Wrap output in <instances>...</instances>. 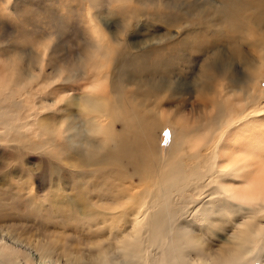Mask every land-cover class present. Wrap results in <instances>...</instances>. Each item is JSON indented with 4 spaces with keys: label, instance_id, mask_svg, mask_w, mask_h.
Wrapping results in <instances>:
<instances>
[{
    "label": "rangeland",
    "instance_id": "1",
    "mask_svg": "<svg viewBox=\"0 0 264 264\" xmlns=\"http://www.w3.org/2000/svg\"><path fill=\"white\" fill-rule=\"evenodd\" d=\"M107 2L109 3V0H86V2L85 0H0V245H7L9 248L17 247L35 260L39 258L38 252L31 241L48 243L47 247H53L60 241H63L64 247L68 246L67 244L70 245V242L71 244L77 242L78 246L80 242L85 244L89 241L86 232L90 230L91 232L92 230L107 232L108 226H114L117 223L118 226L125 229V223L128 222L126 219L135 214L134 208L127 207L124 216L117 215L115 219L111 218L102 230L101 220H91L92 223L89 219H85L84 222L72 220L71 216L75 215L73 207L67 206L63 212H59L54 207L57 197L67 198L72 195L77 198L81 189L79 185L87 182L89 186L81 190L87 191L92 186L98 188L101 184L99 188L103 187L102 185H107L102 190L111 186L109 190L117 192L119 182L125 183L121 179H125L126 173H129L131 184L139 185L135 188L144 190L151 186V183L142 182L140 184V172L136 171L138 161L136 153L122 150L121 159L119 158V162L114 163V167L118 169L109 177L108 173L99 170L98 165L81 164L76 152L84 154L85 148L73 145L68 141L64 121H62L63 126L59 127V117L63 116L64 120H67V117L72 113L78 112L71 102L74 95L104 94L100 84L101 80L105 79L106 72L109 68L116 70V67L119 68V65L124 62L128 71L126 60L131 56L135 58V61L130 64V67L133 64H141L144 60L147 64L159 65L158 61L163 59L162 62L167 64L163 73L164 77L173 78L175 82L182 84L181 86L175 82L169 84L168 91L161 95L155 91L150 92L149 94L153 96L150 99H147L148 96H137L141 102L146 101L149 106L159 103L158 105H161L162 108L159 110H162L166 115L176 112L179 118H188L189 122L186 121L187 123H183L181 126L186 129L193 141L191 144L190 142L186 144L185 150H189L186 153H192L195 157H197L196 155H206L209 160H214L219 151L218 136L225 134L229 129V126L220 123L229 121L232 117L238 120L243 114L247 116L249 124H251L250 130H252V122L257 123L256 133L259 138L261 137V141L257 143L259 145L264 143L262 141L264 135V130H262L264 128V30H261V28L264 29V0H110L113 6ZM230 2L234 7L242 6L241 13H232L230 9L223 8ZM183 8H187L188 12L182 10ZM243 16L257 23L260 26V33L247 23H244L241 30ZM212 20L219 23L222 28L219 43L224 45L227 50H231L229 46L236 47V50H239L238 54L245 51L251 52L250 54L254 58L253 63L245 62L246 67L242 60L232 57L234 61L230 67L225 66L223 58H217L218 62L215 59L214 66H211L210 62L213 61L212 58L215 55L207 51L203 52L202 48L205 45L212 46L213 40L207 32L197 30L203 25V27H210L209 30L214 31L218 27L213 24ZM236 23L239 25L236 26ZM231 28L239 29L236 30L237 32H233ZM153 32H160L159 35L166 33L172 37L159 41L151 37ZM110 36L114 41L109 42ZM181 38H187L188 41L178 40ZM248 45L251 48H248ZM108 49L111 53L107 51ZM249 64H255L256 69ZM56 75L58 76L56 77ZM55 78H57L56 81ZM245 80L248 82V88H246ZM232 81L235 82L234 85ZM152 83L159 86L157 81ZM252 84L254 87L251 86ZM198 85L204 87L202 90L204 93L197 90L200 89ZM230 85L233 87H229ZM129 86L133 87L134 85ZM235 88H241L240 90L246 88V92H232L235 91ZM247 89H250L253 94L249 95ZM230 90L232 91L230 92ZM180 92L184 96H181ZM232 97L234 98L232 99ZM183 98L186 101L184 109L181 108ZM216 98L220 103L217 101L218 104H214V107L212 100L215 101ZM172 99H174L173 103H171ZM224 103L226 107L228 104L230 106L222 109ZM222 104L223 106H221ZM177 109L180 111H176ZM213 114L219 120L218 123L215 121L217 125L213 122L216 127H211L213 124L210 122V118ZM85 116L89 119L93 117V114L87 116L85 113ZM96 117L102 124L106 123L109 118L102 114H97ZM127 117L123 111L116 112L112 116L119 131V138L123 136L125 142L128 140L131 144H139L137 133L135 134V131L130 128V118ZM171 119L169 117L165 121L166 123L164 122L162 127L153 134L151 149L156 153L157 159L165 157L168 142L172 140V136L178 130L177 125L171 122ZM260 120L263 124H260ZM2 122L5 123L4 126L1 125ZM43 123L48 125L51 133L42 127ZM238 125L239 129L240 122ZM9 126L11 127L9 128ZM207 128H214L212 129L214 132L219 130L214 133L210 129V133H207L209 132ZM216 128L218 129L215 130ZM200 130H202V134H199L203 135V138L196 140L198 136L201 137L198 135ZM250 130L247 133L250 134ZM205 131L207 132L205 133ZM192 133H194V138L197 136L195 139L191 138ZM204 136H207L208 141L213 139L212 142H205ZM95 140L105 145L106 139H103L102 135ZM119 143L115 139L106 144L111 151H117ZM193 143L196 145L193 146ZM197 143H201L200 146ZM189 144L194 148H189ZM202 146H206V148ZM214 146H216L215 149ZM158 147L160 152L156 150ZM86 175L87 178H85ZM100 176L105 177V179L101 177L105 181H101ZM73 181L78 187L72 183ZM116 187L118 188L116 189ZM91 188L88 189V192ZM64 189H67L66 193ZM95 200L99 201L98 197ZM68 211L73 215L67 214ZM65 216L69 217L74 225H78V229L74 230V225L69 224L70 221H65ZM67 225L70 226L67 227ZM69 228H71V232ZM216 228L214 225L209 226L210 230ZM73 237L80 241L74 238L77 240L75 242ZM83 238L86 241H81ZM107 241L105 239V242ZM83 244L80 243L81 249L78 246L79 254L85 256V253H95L89 242L88 245ZM150 247L154 246L150 244L149 250ZM20 256L23 258L22 255ZM20 256L17 261L25 262V259ZM150 261L151 256H148L147 263L150 264ZM0 264L7 263L0 259ZM30 264L34 263L31 261ZM247 264H261V262L252 263L249 260Z\"/></svg>",
    "mask_w": 264,
    "mask_h": 264
},
{
    "label": "bare ground",
    "instance_id": "2",
    "mask_svg": "<svg viewBox=\"0 0 264 264\" xmlns=\"http://www.w3.org/2000/svg\"><path fill=\"white\" fill-rule=\"evenodd\" d=\"M231 3L232 2H230L228 6L223 8L230 9L232 13H241L243 7H234ZM108 4H111L110 0ZM182 10L188 12L187 8H183ZM212 22L218 27L214 31L209 30L210 27H203V25V28L201 27L202 30L201 28L197 30L201 32H207L211 35L210 37L213 40L212 46L205 45L202 48L203 52L207 51L208 53H212L215 55L214 58H212L213 61L210 62L211 66H214L213 62L217 58H223L225 60V66L230 67H232V62L234 61L232 57L242 60V63H253L254 58L250 54L251 52L249 53L248 51H245L244 53L238 54L239 50H236V47L229 46L231 50H227L224 45L220 44L219 41H221L220 38L222 28L219 26V23H215L214 20H212ZM241 22V30L243 29L244 23H247L251 27L256 28L257 31L260 30V26L252 20L248 19V17L243 16ZM237 25L239 24L236 23V26ZM231 30L233 32H237L234 28H231ZM261 30L264 29L261 28ZM159 33L160 32H153L151 34V37L158 39L159 41L170 39L172 37H169V35H167L166 33L161 35H159ZM123 34L121 33L122 36ZM110 38L111 39H109V42L114 41L112 36H110ZM182 39L183 41H188L187 38H181L178 40ZM116 43L118 44V42ZM262 44L263 43H261V45ZM248 48L251 47H249L248 45ZM226 50L229 52H227ZM107 51L111 53L109 49ZM126 57L128 58V56ZM162 60L158 61L159 65H155V63L147 64L144 60L141 62V64H133V66L130 67V64L135 61V58L131 56L126 60L127 66L129 67L128 71L126 69V66L124 65L125 62L122 64L121 60L122 65H119V68L117 66L116 70H110L109 68L108 72H106L105 79L101 80L102 83L100 84V87H102V90H104V94L99 93L100 95H92L83 92V95H74L75 97L73 101H70L73 103L72 105L77 108L78 112L75 111L74 114L72 113L71 116L67 117V120H64L65 117L63 116L59 117V127L63 126L62 121L66 123L65 127L68 141L73 145L85 148L84 154H81L79 151L76 152V155L78 156V158H80L79 162L81 164L98 165L100 167L99 170L104 173H108V176L110 177V175H112L116 171V169H118L117 167H114V163L119 160L120 156L122 155V150H128V152L136 153L138 155L136 171L140 172V184L142 182L149 184L151 183V186L144 190L137 189L135 188V186L139 185L131 184L129 180V173H124L125 179H121V181H125V183L119 182V188L116 187V189H119L117 192L109 190L111 186L109 188L107 187L108 189L102 190L107 185H102L103 187L99 188L101 184L98 186V188H95L93 186L92 188L90 187L91 190L89 192L88 189L90 188H88L87 191L81 190L89 186L87 182L79 185V187L81 188L78 192V197L80 196L79 198L73 197L72 195H69L67 198H63V196H61L60 198L57 197L54 207L59 212H63L65 210V207L67 206L73 207L75 210V213L73 214L75 215L74 217L71 216V218L72 220L78 222H84L85 219H89L90 221L101 220L100 223H103V228L101 227L102 230H104L105 224L111 218L115 219L117 215L124 216L126 214L127 207L134 208L135 214L132 217L126 219L128 222H126L127 225L125 223V229H122L121 226H118L117 223L115 225L113 224L114 226H108L109 230L107 232L97 230V232L93 230L91 232L90 230L88 231L89 234L88 232H86V235H88L89 239V241H87L90 243V245H92L95 251V253L91 252L92 254L85 253L86 255L88 254V256H86L85 254V256L79 254L78 250L80 248V243L83 244V242L79 243L78 248L76 242L78 239L76 237H73V239H77H74L76 244H71L70 242V245L67 244L68 246L66 247H64L63 241H60L58 244L53 245V247H47L48 243H43L42 241L36 243L34 241H31L38 252L39 260H35L29 254H24L23 251L19 250L17 247L9 248L7 245H0V259L2 261H5L7 264H30L31 261L34 264H149L147 263V259L148 256H151L150 264H247L249 260H251L252 263L260 261L261 264H264V135L262 136V134L260 133V136H262L263 138V144L259 145L257 142L261 141V137L259 138L256 133L257 123L252 122V130H250L249 126L251 124H249L247 116L243 114V116L238 120L235 117H232L229 121H223L220 123L229 126V129L225 132V134H221L220 137L218 136L219 142L217 144H219V151L217 148L218 155L214 160H209V157H207L206 155H196L197 157H195L192 153H186V144L189 142L191 144L193 141L190 139V136L188 132H186V129L184 127L182 128L181 126L183 125V123H187L186 121L189 122L188 118L184 117L183 120L182 118H179L176 112H167L168 114L166 115L162 112V110H159L161 108V105H158L159 103L153 106H149L146 101L141 102V100H139V96H137H148L147 99L153 98V96L149 94L150 92L155 91L157 92V94L161 95L164 92L168 91L169 84L175 82L173 78L164 77L163 73L166 69L167 64L163 63ZM216 62H218V59L216 60ZM254 65L253 68L256 69ZM57 76L58 75H56V77ZM248 78L249 77H247V79ZM56 79L57 78H55V81ZM246 80L245 84L247 87H245L248 88L249 86ZM153 81H157L159 83V86L152 83ZM248 81L251 82L249 79ZM179 83L178 86H181L182 84L180 85ZM200 84L204 86L202 83ZM129 85L134 86L131 87ZM201 85H198L200 89L197 90H201V92H203L202 90L204 87H202ZM231 86L232 85H230L229 87ZM251 86L254 87L253 84ZM177 89L180 90L179 87H177ZM240 89L235 88V91L230 90V92H246L245 89ZM57 90L59 91V89ZM247 92L249 95L253 94L250 89H247ZM180 94L181 96H184L183 93L180 92ZM217 95L220 96L219 94ZM224 95L227 96L226 94ZM233 98L234 97H232V99ZM227 100L225 101L226 103ZM173 101L174 99H172L171 103H173ZM212 101V105L214 107V104H218V102L220 103L217 98L215 99V101ZM237 101L239 102L238 97ZM185 102L186 101L183 98L181 103L182 109L185 108ZM221 106H223V104ZM228 106H230V104H228ZM227 107L224 103L222 109ZM218 110L220 109L218 108ZM121 111L126 113V115L130 118V128L135 131V134L137 133L139 144H131L130 142H128V140L125 142L123 136L122 138H119V131L116 128L112 116H114L116 112ZM176 111L180 110L177 109ZM85 113H87V116L88 114H93V117L88 119L85 116ZM97 114H102L109 117L107 122L104 124L100 123L96 117ZM168 116L172 118L171 122H174L177 125L178 130L175 132V135L172 136V140H169L168 142L165 157L157 159L156 153L152 152L151 149L152 137L153 134L162 127L163 123L168 120ZM207 120L209 121V119H206V121ZM210 120L212 124L213 122L214 124H216L215 121H217V123L219 122V120L214 117V114L210 118ZM239 122L240 127L238 129ZM198 124H200V122ZM214 124L210 126L213 127L215 126ZM260 124H263L261 120ZM1 125L4 126L5 123L2 122ZM47 126L48 125L46 123L42 124V127L45 128L48 133H51V130ZM10 127L11 126H9V128ZM218 128H216L215 130H217ZM210 129L211 128H207V131H209ZM202 130H200L201 132L198 131V135L202 134ZM248 130H250V134L247 133ZM262 130H264V128H262ZM207 131H205V133ZM207 133H210V131ZM100 135H102L103 139H106V141L103 140L105 145L103 143L100 144L99 142H96L95 139ZM192 135L191 138H194V133H192ZM204 137L205 139L207 138V136ZM201 138H203V135H201L200 138L198 136L196 140ZM115 139L120 143L117 147V151H111L106 143ZM212 140L208 141L206 139L205 142L210 143L212 142ZM190 144L188 145L189 148L192 147V145L190 147ZM194 144L195 143H193V146L196 145ZM198 144L199 143H197V145ZM198 148L199 147L197 146V149ZM203 148H206V146H204ZM213 148L215 149L216 146H214ZM156 150H159V147ZM221 160H224L225 162L221 163ZM226 168H231L233 170V176L231 179H224L222 177V172ZM101 177L102 176H100V179ZM85 178H87V175ZM93 178L90 179L92 180ZM102 178L105 179V177ZM101 181L105 180L101 179ZM72 183L75 184L74 181ZM66 190L65 193L67 192ZM92 190L95 192L94 194ZM90 192H92V194H89ZM92 195H94L96 198ZM97 197L99 201L95 200L97 199ZM69 213L72 214V212L68 211L67 214ZM46 214L48 215V213ZM65 221L69 222V217H66ZM71 221L69 224L72 223ZM73 225L74 224L72 223V226ZM213 225L217 228L215 230H210L209 226ZM69 226L67 225V227ZM77 227L78 225H74V230H76L75 228ZM69 229L71 232V228ZM218 230L220 231L218 232ZM83 232H85V230H83ZM82 235L84 236V234ZM69 238L71 237L69 236ZM84 238L86 239L87 237L85 236ZM84 238L81 239V241L85 240ZM105 239L108 241L105 242ZM88 242H85V244L83 245H88ZM150 244L154 247H152L153 249L150 247L151 249L149 250L148 247ZM148 250L149 254L147 255ZM20 255L23 256L25 262H20L21 260L17 261V258Z\"/></svg>",
    "mask_w": 264,
    "mask_h": 264
},
{
    "label": "snow or ice",
    "instance_id": "3",
    "mask_svg": "<svg viewBox=\"0 0 264 264\" xmlns=\"http://www.w3.org/2000/svg\"><path fill=\"white\" fill-rule=\"evenodd\" d=\"M221 163H224V160L220 161ZM233 176V170L231 168H226L223 172H222V177L224 179H231Z\"/></svg>",
    "mask_w": 264,
    "mask_h": 264
}]
</instances>
